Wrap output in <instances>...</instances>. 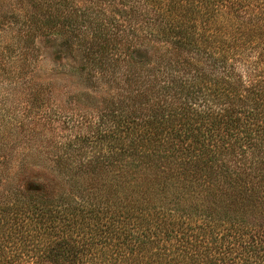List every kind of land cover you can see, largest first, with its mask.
Here are the masks:
<instances>
[{
  "label": "trees",
  "instance_id": "1",
  "mask_svg": "<svg viewBox=\"0 0 264 264\" xmlns=\"http://www.w3.org/2000/svg\"><path fill=\"white\" fill-rule=\"evenodd\" d=\"M1 3L2 58L56 36L104 108L0 131V264H264V0Z\"/></svg>",
  "mask_w": 264,
  "mask_h": 264
},
{
  "label": "rangeland",
  "instance_id": "2",
  "mask_svg": "<svg viewBox=\"0 0 264 264\" xmlns=\"http://www.w3.org/2000/svg\"><path fill=\"white\" fill-rule=\"evenodd\" d=\"M19 7L1 3L0 15L9 17V11L18 13ZM1 28L0 131L10 137L8 149L22 153V137L29 134L34 141L45 137L50 146L66 143L72 135V120H78L75 113L84 118L101 115V95L85 87L81 65L60 47V38H38L29 55L22 54L17 45L10 46L2 58L9 41Z\"/></svg>",
  "mask_w": 264,
  "mask_h": 264
}]
</instances>
